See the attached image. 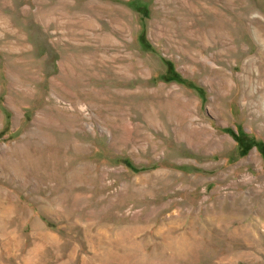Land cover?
Returning <instances> with one entry per match:
<instances>
[{"label":"rangeland","instance_id":"obj_1","mask_svg":"<svg viewBox=\"0 0 264 264\" xmlns=\"http://www.w3.org/2000/svg\"><path fill=\"white\" fill-rule=\"evenodd\" d=\"M0 264H264V0H0Z\"/></svg>","mask_w":264,"mask_h":264},{"label":"bare ground","instance_id":"obj_2","mask_svg":"<svg viewBox=\"0 0 264 264\" xmlns=\"http://www.w3.org/2000/svg\"><path fill=\"white\" fill-rule=\"evenodd\" d=\"M125 14H126V13H125ZM119 16H120V15H119ZM128 16H129V15H128ZM126 20L128 21V19H126ZM129 22H130V21H129ZM130 24H131V23H130ZM128 26H130V25H128ZM128 26H127V27H128ZM81 37H82V36H81ZM124 72H125V71H124ZM116 73H117V72H116ZM253 156H254V155H253Z\"/></svg>","mask_w":264,"mask_h":264}]
</instances>
